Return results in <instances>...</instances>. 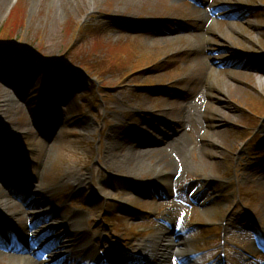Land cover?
<instances>
[{
    "label": "rangeland",
    "instance_id": "rangeland-1",
    "mask_svg": "<svg viewBox=\"0 0 264 264\" xmlns=\"http://www.w3.org/2000/svg\"><path fill=\"white\" fill-rule=\"evenodd\" d=\"M0 55V181L16 165L35 181L15 188L14 205L43 177L49 207L66 216L85 206L87 227L106 248L124 239L125 252L156 225L131 207L160 211L199 228L191 237L206 264L220 233L245 249L252 228L264 236V0H0ZM129 149L144 153L139 166L124 163ZM73 174L87 180L76 193L65 184ZM196 192L199 212L188 205ZM0 217L23 244L14 256L0 248V264H59L54 233L38 243L27 216L7 222L2 202ZM187 228L176 234L189 237Z\"/></svg>",
    "mask_w": 264,
    "mask_h": 264
},
{
    "label": "bare ground",
    "instance_id": "bare-ground-1",
    "mask_svg": "<svg viewBox=\"0 0 264 264\" xmlns=\"http://www.w3.org/2000/svg\"><path fill=\"white\" fill-rule=\"evenodd\" d=\"M142 154H144L143 152L139 153V156L136 155V153H134V151L132 149L128 150V155L125 157V162L131 166H139L141 164V158H142ZM144 157V156H143ZM4 184H9L12 185L11 182H6L4 181ZM8 187L10 189H13V192L15 191L13 185ZM8 191V190H7ZM9 192V191H8ZM3 191V189L0 187V199H2L3 201L0 200V202H2V206L5 208L6 214H7V220L9 222H12L13 220L17 219L18 217L23 216L24 214L26 215L27 213V205L24 204V207H19L18 205H14V203H12L13 199L12 196L16 194V192L12 193L10 195V193ZM43 194H45L47 192L46 187H43ZM19 197L23 198L22 194H19ZM30 206H34L36 208L35 211H39V216L41 218H48L51 217L55 214V212H52V210L46 209L48 211L45 210V205L48 204L47 201L41 202V203H32V202H28ZM27 204V202H26ZM31 215H29L30 217ZM38 217V216H36ZM72 220V219H71ZM69 220L67 221V223H63L54 226L53 228L50 229L49 232H54V231H64V230H68L69 228ZM55 229V230H54ZM62 231H60L62 233ZM70 234V238H73V245L74 247L78 246V247H83V252H84V256H92L93 258H95L97 261H99V258L97 257V249H98V238L94 237V236H89L87 234V232L81 231L79 237L76 236L74 233H70V231L68 232ZM57 240L60 239L57 238ZM176 241L172 240L171 237L169 236H164L163 237V243H166V245L164 247H166L167 249H165V252L163 255H165L168 251H170L171 249L170 246L168 244L170 243H175ZM152 243V242H151ZM61 244V243H60ZM58 245V244H57ZM62 245V244H61ZM162 246V245H161ZM139 249L137 251V259L136 261H138L140 264H147L144 262L145 259H148L150 257V255H152L151 257H153V259L155 260V255L153 254V251H149V248L151 247V244L148 245L147 243L142 242V244H140ZM58 248V246H57ZM15 247L12 249V251H14ZM176 248L172 249L171 251L175 250ZM178 251H180V249H177ZM11 257H9L8 259H10ZM15 258L14 260L19 261L20 263L18 264H37L35 263L30 257H13ZM70 260V259H69ZM109 260H112V262L116 263L115 258L113 257H109ZM152 261V259H151ZM151 261L148 263L150 264ZM44 262H40L39 264H43Z\"/></svg>",
    "mask_w": 264,
    "mask_h": 264
},
{
    "label": "water",
    "instance_id": "water-1",
    "mask_svg": "<svg viewBox=\"0 0 264 264\" xmlns=\"http://www.w3.org/2000/svg\"><path fill=\"white\" fill-rule=\"evenodd\" d=\"M5 48V47H4Z\"/></svg>",
    "mask_w": 264,
    "mask_h": 264
}]
</instances>
